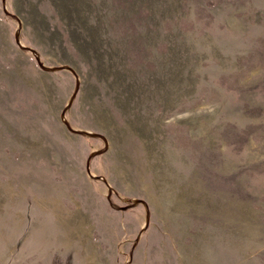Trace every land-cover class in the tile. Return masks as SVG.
I'll list each match as a JSON object with an SVG mask.
<instances>
[{
	"label": "rangeland",
	"instance_id": "rangeland-1",
	"mask_svg": "<svg viewBox=\"0 0 264 264\" xmlns=\"http://www.w3.org/2000/svg\"><path fill=\"white\" fill-rule=\"evenodd\" d=\"M0 264H264V0H0Z\"/></svg>",
	"mask_w": 264,
	"mask_h": 264
}]
</instances>
